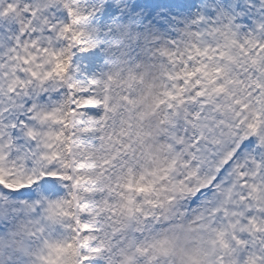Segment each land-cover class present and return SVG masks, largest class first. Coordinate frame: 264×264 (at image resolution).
<instances>
[{"label": "snow or ice", "instance_id": "1", "mask_svg": "<svg viewBox=\"0 0 264 264\" xmlns=\"http://www.w3.org/2000/svg\"><path fill=\"white\" fill-rule=\"evenodd\" d=\"M0 264H264V0H0Z\"/></svg>", "mask_w": 264, "mask_h": 264}]
</instances>
